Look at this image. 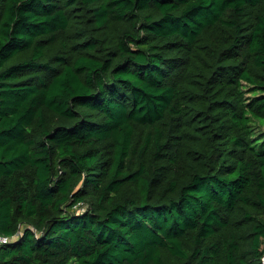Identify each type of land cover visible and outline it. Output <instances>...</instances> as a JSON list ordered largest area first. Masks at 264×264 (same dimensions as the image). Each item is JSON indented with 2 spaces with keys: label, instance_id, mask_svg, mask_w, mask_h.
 Segmentation results:
<instances>
[{
  "label": "trees",
  "instance_id": "trees-1",
  "mask_svg": "<svg viewBox=\"0 0 264 264\" xmlns=\"http://www.w3.org/2000/svg\"><path fill=\"white\" fill-rule=\"evenodd\" d=\"M0 264H261L264 0H0Z\"/></svg>",
  "mask_w": 264,
  "mask_h": 264
},
{
  "label": "built area",
  "instance_id": "built-area-1",
  "mask_svg": "<svg viewBox=\"0 0 264 264\" xmlns=\"http://www.w3.org/2000/svg\"><path fill=\"white\" fill-rule=\"evenodd\" d=\"M20 233H21V231L19 230V228L17 229L16 233L14 235H12V236H7V235H4V234H2L0 232V246L5 245V244L11 242L17 236H19ZM260 262H261V264H264V253L260 257Z\"/></svg>",
  "mask_w": 264,
  "mask_h": 264
}]
</instances>
